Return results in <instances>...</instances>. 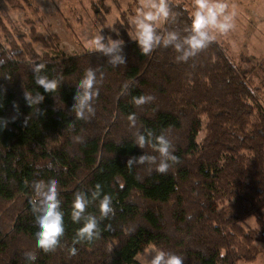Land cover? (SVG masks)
Returning <instances> with one entry per match:
<instances>
[{
	"label": "trees",
	"instance_id": "trees-1",
	"mask_svg": "<svg viewBox=\"0 0 264 264\" xmlns=\"http://www.w3.org/2000/svg\"><path fill=\"white\" fill-rule=\"evenodd\" d=\"M169 3L179 14L177 23L158 30L189 25L191 11L179 0ZM133 6L112 28L107 27L111 8L103 0L92 7L102 34L125 42L126 65L113 68L94 51L61 53L60 37L40 34L33 22L30 34L9 31L4 22L11 11L38 9L32 0H0V57L14 54L0 66V118L17 117L0 130V264H27L26 251L36 252L35 264H140L137 257L148 245L181 255L184 264L253 263L261 255L264 110L250 82L217 40L188 63H177L171 48L142 55L130 23L139 0ZM36 45L47 53L39 54ZM38 64L46 66L44 74L50 78L63 76L57 91L45 93L35 84L33 68ZM98 66L105 77L95 116L74 120L75 87L86 68ZM28 91L45 96L38 105L44 115L37 117L35 106L27 105ZM146 94L155 100L140 108L131 103L133 96ZM132 113L138 127L157 135L171 130L180 163L167 174L126 168L131 156L155 154L133 143L134 129L127 119ZM203 118L206 135L199 144ZM69 123L74 131L68 130ZM77 135L83 143L74 142ZM50 178L59 181L65 235L62 247L44 253L36 248L31 182ZM97 184L111 196L115 215L101 221L100 239L74 244L81 225L71 220L73 193L94 190ZM88 211L99 215L96 203ZM251 218L258 225L253 230L244 226ZM73 246L76 255L68 252Z\"/></svg>",
	"mask_w": 264,
	"mask_h": 264
},
{
	"label": "clouds",
	"instance_id": "clouds-1",
	"mask_svg": "<svg viewBox=\"0 0 264 264\" xmlns=\"http://www.w3.org/2000/svg\"><path fill=\"white\" fill-rule=\"evenodd\" d=\"M193 10L191 12V23L182 29L164 28L158 30L160 24H176L178 13L175 12L169 0H139L135 15L131 18L134 41L142 55H150L159 48H171L175 53L177 63H188L207 49L216 39L217 35H227L235 28V6L229 11L227 0H192ZM116 31V30H115ZM100 29L91 38L87 39V46L94 52L107 58V65L113 68L126 65L124 53L125 42L123 39H113L111 35L105 36ZM117 37L119 32L116 31ZM13 53L0 57V66L13 58ZM44 64L34 66L33 73L35 84L42 88L45 93L57 91L62 83L63 76L49 77L44 74ZM105 73L102 67H88L84 70L82 78L75 87L73 97L74 103L71 112L74 120H89L95 116V101L100 94V86L104 82ZM129 85L125 84L127 89ZM24 99L29 107L35 106L37 117L45 113L38 107L43 103L45 96L40 91L24 92ZM155 100L152 95L133 96L131 103L137 108L149 104ZM13 108L18 112L19 106L14 102ZM17 117L11 121L0 118V130L7 127L9 122H15ZM130 128L134 129L133 143L144 150L146 147L152 149L155 154L144 152L140 156H131L127 159L126 168L131 171L134 168L143 167L151 174H167L170 169L180 163L176 152L174 140L171 138V130H161L157 135L153 130L138 127L135 113L128 115ZM30 117L25 118L27 125ZM74 123H69L68 130L74 131ZM74 142L83 143L81 136H75ZM54 166L49 163L48 168ZM39 173L37 172V175ZM139 178V177H138ZM59 181L55 178L48 180L38 179L31 182L33 197L30 205L38 225L35 233L36 248L44 253L56 251L62 247L61 241L65 235V213L62 210V201L58 191ZM71 203V220L81 227L76 230L74 244L80 242L91 243L101 238V221L115 215L113 201L110 195L103 194L101 186L97 184L95 189L88 191H76L73 193ZM96 203L99 215L88 211L91 204ZM111 230V225L106 226ZM70 255H76L77 249L68 248ZM151 256V259L147 257ZM24 258L27 264H35L37 254L34 251H26ZM146 264H184V258L172 251L154 247L145 256Z\"/></svg>",
	"mask_w": 264,
	"mask_h": 264
},
{
	"label": "rangeland",
	"instance_id": "rangeland-1",
	"mask_svg": "<svg viewBox=\"0 0 264 264\" xmlns=\"http://www.w3.org/2000/svg\"><path fill=\"white\" fill-rule=\"evenodd\" d=\"M38 12L34 9L11 11L5 20L6 28L24 34H30L31 22L37 31L45 36L56 34L61 39L60 52L74 56L87 51H92L87 46V39L94 36L102 29L99 17L92 7L99 0H32ZM104 5L111 8L107 17V27L112 28L121 13L129 8H134V0H103ZM191 12L192 0H179ZM229 11L235 6V28L227 35H217V41L227 51L229 57L250 82L264 110V0H227ZM164 24L158 25L162 27ZM0 28V36L3 35ZM131 35L134 39L133 27ZM2 43L8 45V40L3 36ZM39 54L47 53L40 45L35 46ZM207 120L203 118L202 127L198 133L197 143L201 144L206 135ZM244 226L247 229L258 227L256 219H249ZM155 246L148 245L138 255L137 261L146 264L145 256ZM262 251L258 260L253 263L264 264V245L258 244ZM151 259V256L147 257Z\"/></svg>",
	"mask_w": 264,
	"mask_h": 264
}]
</instances>
